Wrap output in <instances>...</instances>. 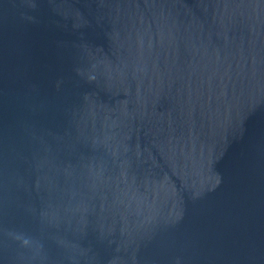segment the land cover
<instances>
[{
	"label": "water",
	"instance_id": "obj_1",
	"mask_svg": "<svg viewBox=\"0 0 264 264\" xmlns=\"http://www.w3.org/2000/svg\"><path fill=\"white\" fill-rule=\"evenodd\" d=\"M0 264H264V0H0Z\"/></svg>",
	"mask_w": 264,
	"mask_h": 264
}]
</instances>
